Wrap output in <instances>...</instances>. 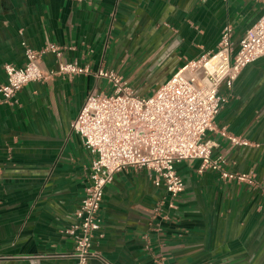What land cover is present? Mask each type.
Listing matches in <instances>:
<instances>
[{"label":"crops","instance_id":"1","mask_svg":"<svg viewBox=\"0 0 264 264\" xmlns=\"http://www.w3.org/2000/svg\"><path fill=\"white\" fill-rule=\"evenodd\" d=\"M263 14L264 0H0V85L6 64H26L24 44L43 52L48 74L24 86L14 105L0 104V264H74L66 230L94 154L72 124L90 93L102 90L97 72L110 70L111 49L127 44L130 55L160 46L174 62L164 83L215 52L227 24L237 49ZM50 43L60 58L46 50ZM126 60L112 70L123 74ZM60 61L89 71L60 74ZM220 92L228 102L205 140L226 170L255 182L226 181L201 172L198 159L182 161L185 190L172 199L150 170L120 171L105 188L90 264H264V56Z\"/></svg>","mask_w":264,"mask_h":264},{"label":"built area","instance_id":"2","mask_svg":"<svg viewBox=\"0 0 264 264\" xmlns=\"http://www.w3.org/2000/svg\"><path fill=\"white\" fill-rule=\"evenodd\" d=\"M232 35L233 28L227 24L215 52L186 63L150 98L139 96L114 70L101 68L97 72L99 78L113 86V92L106 94L95 88L72 124L94 154L89 185L75 213L76 222L66 230L75 240L71 254L74 264H90L94 255L93 237L101 228L99 212L105 188L120 171L150 170L155 185H164L172 199L185 190V182L176 168L182 161L198 159L201 172L218 171L226 181L255 182L251 174L226 170L223 157H213L216 144L205 140L228 102V97L220 92L221 87L225 85L232 90L242 70L264 56V14L241 38L237 49ZM24 45L26 64L5 65L7 81L0 85V104L14 105L24 86L48 75L43 66V52ZM46 50L62 56L61 48L55 44H48ZM88 71L76 62H59L60 74ZM228 136L233 144H248L239 137Z\"/></svg>","mask_w":264,"mask_h":264},{"label":"rangeland","instance_id":"3","mask_svg":"<svg viewBox=\"0 0 264 264\" xmlns=\"http://www.w3.org/2000/svg\"><path fill=\"white\" fill-rule=\"evenodd\" d=\"M127 47H129L127 44L117 45L115 49L108 52V67L110 70L119 68L123 64V58L127 59L126 67L121 75H124V79L129 81L128 84L131 87L138 90L137 94L139 96L150 98L167 81L162 83L167 75L174 70L172 66L174 62L168 58L170 54L167 55L166 51L161 50L160 46H152L149 49L144 47L135 53L132 52L130 55H128ZM99 87L106 94L113 92V86L107 80H101Z\"/></svg>","mask_w":264,"mask_h":264}]
</instances>
